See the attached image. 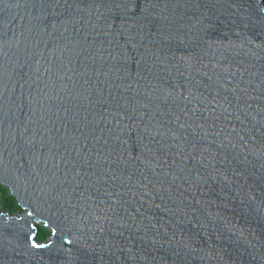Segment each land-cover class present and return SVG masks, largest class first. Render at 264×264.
<instances>
[{
	"label": "water",
	"instance_id": "water-1",
	"mask_svg": "<svg viewBox=\"0 0 264 264\" xmlns=\"http://www.w3.org/2000/svg\"><path fill=\"white\" fill-rule=\"evenodd\" d=\"M0 185V264H264V0H0Z\"/></svg>",
	"mask_w": 264,
	"mask_h": 264
},
{
	"label": "trees",
	"instance_id": "trees-1",
	"mask_svg": "<svg viewBox=\"0 0 264 264\" xmlns=\"http://www.w3.org/2000/svg\"><path fill=\"white\" fill-rule=\"evenodd\" d=\"M0 211H7L15 214L21 211L17 200L13 197L9 190L0 185ZM50 236V231L42 225H37V239L45 240Z\"/></svg>",
	"mask_w": 264,
	"mask_h": 264
},
{
	"label": "rangeland",
	"instance_id": "rangeland-1",
	"mask_svg": "<svg viewBox=\"0 0 264 264\" xmlns=\"http://www.w3.org/2000/svg\"><path fill=\"white\" fill-rule=\"evenodd\" d=\"M0 212H2V211H0ZM18 213V212H17Z\"/></svg>",
	"mask_w": 264,
	"mask_h": 264
}]
</instances>
